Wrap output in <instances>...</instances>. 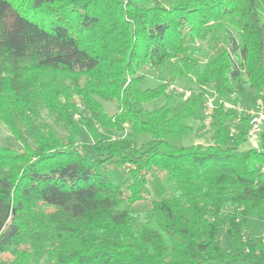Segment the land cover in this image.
<instances>
[{"label":"trees","instance_id":"obj_1","mask_svg":"<svg viewBox=\"0 0 264 264\" xmlns=\"http://www.w3.org/2000/svg\"><path fill=\"white\" fill-rule=\"evenodd\" d=\"M180 78L195 87L173 110ZM251 91L264 103V0H0V122L19 142L0 145V264H264L246 233L264 135L244 148L249 116L224 106ZM212 94L211 141L179 145ZM128 126L149 140L104 132Z\"/></svg>","mask_w":264,"mask_h":264},{"label":"rangeland","instance_id":"obj_2","mask_svg":"<svg viewBox=\"0 0 264 264\" xmlns=\"http://www.w3.org/2000/svg\"><path fill=\"white\" fill-rule=\"evenodd\" d=\"M158 84L159 81L157 80L156 76L153 74L145 77L141 86L143 89L146 88L152 89L157 87ZM194 87L195 85L190 79H186V78L178 79L174 85L176 94H174V96L170 101V107L173 110L179 108L182 105L184 99L189 95L190 91ZM165 102H166V97L162 96L157 100L151 102L148 105V107L157 108L165 104ZM103 104H104V109L110 114L114 113L119 109V105L116 101H104ZM257 104H258L257 98L254 96V93L252 91L248 92L244 98L243 105L245 107L255 108L257 107ZM43 116L45 119L51 122V124L54 126L59 136L65 135V130L63 126L54 117L49 116L47 110H43ZM191 124L193 125V131L190 132L189 134L180 136V139L176 141L179 145L194 144V143L206 144L211 141V136L214 131V127L212 123L206 122V116L204 115V112L200 114L198 120L192 121ZM104 132L112 136L122 137L124 140H126L129 143L136 142L138 144H142L147 142L150 138V136L147 133H142L139 135L134 134L131 131L130 126H128L125 132L109 131V130H104ZM79 140L80 141L90 140L89 135L84 129H81L80 131ZM0 145L11 149L18 148L19 146V142L17 141V139L9 131L7 126L2 122H0ZM261 145L262 144L260 140L257 142V144L248 141L245 143L244 148L261 147ZM110 170L113 174L118 176V178L124 184V186H126L127 181H130L128 174L124 170H115L113 168H111ZM145 207H147V204H140L136 208L141 209ZM246 233L248 236L252 237L255 240H260V239L264 240V221L257 218L250 219L248 222ZM221 239H222V244L226 249H232L235 247V243L233 242L232 237L227 231L223 230L221 232ZM3 259H5V256L3 254H0V262L3 261Z\"/></svg>","mask_w":264,"mask_h":264},{"label":"built area","instance_id":"obj_3","mask_svg":"<svg viewBox=\"0 0 264 264\" xmlns=\"http://www.w3.org/2000/svg\"><path fill=\"white\" fill-rule=\"evenodd\" d=\"M190 94V93H189ZM257 107L249 108L242 104H237L232 101H225L224 106L228 109L237 111V121L241 116L247 114L249 116V128H248V141L257 144L261 137L264 135V103L261 99H257ZM216 109V96L208 95L205 106L204 115L206 116V122L212 123V118ZM233 130V129H232Z\"/></svg>","mask_w":264,"mask_h":264}]
</instances>
